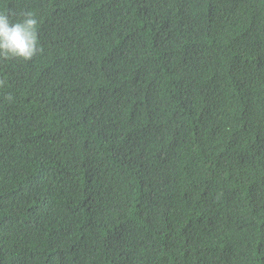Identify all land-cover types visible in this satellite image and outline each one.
<instances>
[{
  "label": "trees",
  "instance_id": "1",
  "mask_svg": "<svg viewBox=\"0 0 264 264\" xmlns=\"http://www.w3.org/2000/svg\"><path fill=\"white\" fill-rule=\"evenodd\" d=\"M0 11V264H264V0Z\"/></svg>",
  "mask_w": 264,
  "mask_h": 264
},
{
  "label": "clouds",
  "instance_id": "2",
  "mask_svg": "<svg viewBox=\"0 0 264 264\" xmlns=\"http://www.w3.org/2000/svg\"><path fill=\"white\" fill-rule=\"evenodd\" d=\"M38 36L39 20L35 13L27 11L13 20L8 13L0 11V60L30 61L41 51ZM3 83L0 81V85Z\"/></svg>",
  "mask_w": 264,
  "mask_h": 264
}]
</instances>
